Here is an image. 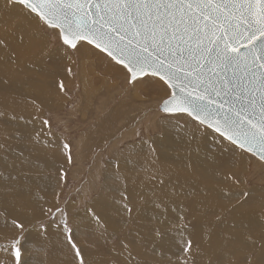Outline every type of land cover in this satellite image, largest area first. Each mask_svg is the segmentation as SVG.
<instances>
[{
	"label": "rangeland",
	"instance_id": "1",
	"mask_svg": "<svg viewBox=\"0 0 264 264\" xmlns=\"http://www.w3.org/2000/svg\"><path fill=\"white\" fill-rule=\"evenodd\" d=\"M6 11L22 12L21 27L2 17ZM6 11L0 9V94L4 97L0 99V140L16 149V160L23 153L50 162L42 179V190L49 197L41 210L55 211L57 206L66 210L68 235L84 264H145L148 254L155 264H172V247L178 250L175 261L180 262L182 245L189 239L196 264H252L254 258L259 259L264 247V164L255 155L238 149L186 113L158 110L166 98L161 83L144 81L131 87L125 70L92 46L66 53L58 47L59 41L47 38L42 22L27 8L12 5ZM31 36L35 43L21 46ZM89 64L93 69L88 70ZM87 75L93 83L86 81ZM54 85L57 90L51 89ZM88 88L91 92L86 98L83 90ZM136 146H149L155 160L163 156L175 163V158L184 156L197 162L199 167H193L191 174L200 177L199 169L208 174L202 183L213 188L214 201L205 200L218 214H207L192 194L185 198L175 193V199L183 203L168 207L171 219L156 218V199L137 212L135 201L118 192L112 198H104L105 193L97 198L100 188L94 175L101 182L108 160L115 166L113 155ZM136 170L131 163L125 172L134 175ZM159 173L172 180L173 169ZM113 177L108 172L106 188L113 184ZM52 185L57 186V194ZM147 212L150 218L141 216ZM244 214L250 218L244 219ZM55 215L60 223L59 213ZM210 221L221 232L220 223L232 224L226 235L233 247H227L226 240L197 235V226ZM57 223L42 211L25 222L24 264H79L63 224L57 227ZM41 224L48 225L46 232ZM149 226L150 245L143 237ZM16 231L11 223L1 226L0 245L6 243L2 233L11 236ZM29 253L38 261L31 260Z\"/></svg>",
	"mask_w": 264,
	"mask_h": 264
},
{
	"label": "snow or ice",
	"instance_id": "2",
	"mask_svg": "<svg viewBox=\"0 0 264 264\" xmlns=\"http://www.w3.org/2000/svg\"><path fill=\"white\" fill-rule=\"evenodd\" d=\"M6 3L23 6L35 14L47 38L59 41L58 47L66 53L92 46L110 57L125 70L129 86L144 81L161 83L166 89V98L159 105L162 112L187 113L264 164V0ZM41 211L51 215L53 223H57L55 214L59 213L68 242L79 264H84L80 250L68 235L71 229L66 210L57 206L55 211ZM94 218L99 222V217ZM8 223L5 219V228ZM10 223L17 231L4 237L0 264H24L25 222L15 217ZM47 227L40 225L43 232ZM181 251L185 257L193 255L190 239ZM252 264H264V247Z\"/></svg>",
	"mask_w": 264,
	"mask_h": 264
},
{
	"label": "bare ground",
	"instance_id": "3",
	"mask_svg": "<svg viewBox=\"0 0 264 264\" xmlns=\"http://www.w3.org/2000/svg\"><path fill=\"white\" fill-rule=\"evenodd\" d=\"M11 8L12 5H7L6 0H0L1 10L6 11ZM21 13L22 12L6 11V15L2 17L6 20L16 22V24H19L17 27H21ZM33 39L34 36H31L28 40L21 41V46L34 44L35 42ZM1 50L2 45L0 43V51ZM89 69H93V65L89 64L88 70ZM3 81L6 82L7 79L4 78ZM86 81L91 83L90 75H87ZM57 87L59 88V86ZM51 89L57 90L56 85L52 86ZM88 92H91V90H83L86 98H88ZM0 99H4L1 94ZM26 128H31V126H26ZM143 141L147 143V140L144 139ZM151 142L152 144H156V139H152ZM15 150L14 147L0 140V227L4 225L5 219L10 223L11 219L15 217H19L24 222L39 217L43 200L49 197L42 190V187L45 186L42 179L43 173L50 170V162L36 155L27 157L23 153L19 156L18 160H16L13 158ZM121 151L122 150H120L117 155H113L116 158L115 166L108 160L107 166L102 169L103 179L101 182L99 181V177L95 180L96 177L94 175V183H99L100 188L97 198L104 193V198H112L114 194L118 192L126 199L135 201L138 208L136 209L137 212H141L144 206H152L156 199L158 203L156 218L164 217L171 219L168 207L176 203H183L182 200V202H180V200L175 199V193H181L185 198L192 194L196 199L197 205L200 208H206L207 214L211 217H215L218 214L216 207L212 204H208L205 200L206 197L214 201L213 188L211 186H205L202 183V178L206 177L208 174L203 173L201 169H199L200 177L196 178L191 174L193 167H199L198 163L194 160L187 159L184 156L175 158V163H172L169 158H164L163 156L155 160V153L149 146L126 147L122 152ZM61 153L62 151L60 150V154ZM131 163L137 168L134 175H132L133 173L127 174L125 172L126 167ZM122 164H125V166ZM97 168L99 170L100 166ZM166 169H173L172 180H165L160 175L159 170L165 172ZM108 172L113 173L114 177L113 184L106 188L105 185L108 179ZM52 188L53 193L57 194V186L52 185ZM86 196L90 198L92 195ZM139 198L143 199L139 200ZM91 200L94 201L95 199L91 198ZM141 216L150 218L151 214L147 212ZM243 217L244 219L250 218L248 214H244ZM231 225L229 221L220 223L219 227L222 228L221 232L215 228L213 221H210L208 224H199L195 230L199 237L218 238L220 241L226 240L227 247H233L230 238L226 235ZM138 233L142 235L140 229H138ZM243 233L245 234V232ZM1 236L4 238L6 233H2ZM143 237L144 241L150 245L153 237L151 226L145 230ZM177 252L178 250L173 246L172 264H177L175 261V254ZM233 255L238 256L235 253H233ZM241 257L245 258L244 255ZM31 260L38 261V257L31 255ZM196 260V256L185 257L183 254L179 264H196ZM146 262L147 264H155L151 254L147 255Z\"/></svg>",
	"mask_w": 264,
	"mask_h": 264
},
{
	"label": "water",
	"instance_id": "4",
	"mask_svg": "<svg viewBox=\"0 0 264 264\" xmlns=\"http://www.w3.org/2000/svg\"><path fill=\"white\" fill-rule=\"evenodd\" d=\"M161 103V102H160ZM160 105V104H159ZM159 105H158V110H160V107H159ZM187 114V113H186ZM192 117V116H191ZM193 118V117H192ZM209 128H211L212 130H214V128H212V127H209ZM219 134V133H218ZM257 157V156H256Z\"/></svg>",
	"mask_w": 264,
	"mask_h": 264
},
{
	"label": "crops",
	"instance_id": "5",
	"mask_svg": "<svg viewBox=\"0 0 264 264\" xmlns=\"http://www.w3.org/2000/svg\"><path fill=\"white\" fill-rule=\"evenodd\" d=\"M91 83H93V81H91Z\"/></svg>",
	"mask_w": 264,
	"mask_h": 264
}]
</instances>
